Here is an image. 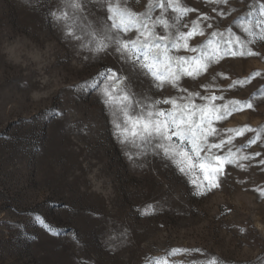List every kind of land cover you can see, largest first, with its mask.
Instances as JSON below:
<instances>
[{
  "label": "rangeland",
  "instance_id": "rangeland-1",
  "mask_svg": "<svg viewBox=\"0 0 264 264\" xmlns=\"http://www.w3.org/2000/svg\"><path fill=\"white\" fill-rule=\"evenodd\" d=\"M47 3L0 0V264H74L76 257L84 258L79 264H148L146 257L167 258L168 264H264V198L256 191L264 188L258 0H182L188 27L181 30L190 31L195 21L205 28L191 46L203 48L215 31L224 39L240 36L245 42L237 51L245 55L210 63L195 79L182 76L178 87L152 89L155 99L181 103V96L194 97L197 107L213 95L225 97L213 102L218 106L228 100L255 105L233 109L215 123L216 142L226 141L222 154L232 149L231 158L244 167L226 165L222 186L203 197L190 195L188 178L174 169L131 166V152L113 135L100 92L90 85L80 90L118 65L111 57L75 54L45 24ZM147 5L131 0L130 7L143 14ZM242 27L258 33L253 43ZM249 50L255 55H247ZM158 108L172 111L169 104ZM242 128L259 130L260 139L248 145L257 133L238 135ZM149 204L141 215L139 209ZM49 225L60 235L46 231ZM69 231L78 234L79 249ZM173 249L191 254L168 256Z\"/></svg>",
  "mask_w": 264,
  "mask_h": 264
},
{
  "label": "snow or ice",
  "instance_id": "snow-or-ice-1",
  "mask_svg": "<svg viewBox=\"0 0 264 264\" xmlns=\"http://www.w3.org/2000/svg\"><path fill=\"white\" fill-rule=\"evenodd\" d=\"M27 3L32 4L33 0H27ZM130 4L131 0H48L42 18L75 54H84V59L111 57L118 65L105 68L97 77L81 85L80 90L90 85V90L100 92L111 114L113 135L124 145L123 151L131 152L127 157L131 166L149 172L157 167L174 169L188 178L192 185L190 195L206 196L222 186L228 176L226 165L244 167L231 158L232 149H228V156L222 154L226 141L221 138L216 142L220 133L215 123L230 115L233 109H254L255 105L228 100L218 106L213 102L224 101L225 97L213 95L203 98L209 103L197 107L193 103L194 97L181 96V103L161 101L153 97L152 89H159L164 83L178 87L182 76L195 79L210 63L238 54L244 56L245 52H238L237 47L245 41L231 34L224 39L223 33L213 31L210 33L213 39H209L207 45L193 47L189 41L198 35L204 36L205 28L195 21L190 31L181 30L188 27L182 22L188 10L182 7V0H148L147 11L143 14L131 10ZM258 4L260 18L256 25L264 34V0H258ZM33 10L39 11V8ZM211 27V24L207 25V28ZM241 31L249 38L248 43H253L258 35L248 27H242ZM217 36L220 41L214 39ZM260 38L264 40V35ZM181 51L200 54L179 55ZM247 55L255 53L249 50ZM161 103L171 105L172 111L159 110ZM55 114L61 115L58 111ZM236 131L238 135L257 133L248 140V145L260 139L259 130L242 128ZM227 143L231 144V139ZM256 191L264 198V188ZM150 208L151 204L144 205L139 212L148 214ZM46 231L60 235L53 232L51 225ZM69 235L77 237L73 244L79 249L78 234L69 231ZM190 254L191 250L173 249L168 256ZM82 259L76 257L74 264H79ZM145 260L148 264H168L167 258L146 257Z\"/></svg>",
  "mask_w": 264,
  "mask_h": 264
}]
</instances>
